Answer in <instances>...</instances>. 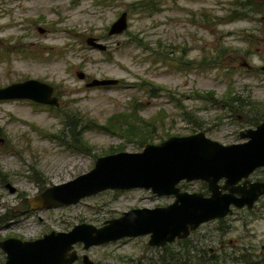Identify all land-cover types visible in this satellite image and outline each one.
<instances>
[{
    "label": "rangeland",
    "instance_id": "1",
    "mask_svg": "<svg viewBox=\"0 0 264 264\" xmlns=\"http://www.w3.org/2000/svg\"><path fill=\"white\" fill-rule=\"evenodd\" d=\"M250 1L0 0V86L40 78L58 99L57 106L0 101V240H32L79 223L99 227L131 208L172 202L142 188L106 189L75 204L29 209L28 197L87 172L98 156L140 151L142 132L158 143L203 130L229 144L254 127V117L264 120V0ZM139 2H151L149 9ZM123 11L126 30L108 35ZM88 37L106 49L91 47ZM92 78L118 83L85 87ZM113 117L118 131H104ZM182 186L201 189L198 181ZM148 238L88 249L76 242L72 264H83L81 255L93 264H264V197L164 246Z\"/></svg>",
    "mask_w": 264,
    "mask_h": 264
},
{
    "label": "water",
    "instance_id": "2",
    "mask_svg": "<svg viewBox=\"0 0 264 264\" xmlns=\"http://www.w3.org/2000/svg\"><path fill=\"white\" fill-rule=\"evenodd\" d=\"M126 28L127 13L123 11L110 24L107 34L118 35ZM38 30L43 32L41 27ZM86 43L98 50L106 49V45L93 37H88ZM241 65L249 68L247 62ZM260 68L264 71V65ZM76 76L83 80L85 74L78 71ZM116 83L115 78H92L84 86ZM52 93V85L35 78L0 86V100L29 99L57 106L58 100ZM238 136L240 142L223 144L200 130L172 135L158 143H145L140 151L98 156L87 172L28 197L29 209L75 204L106 189L142 188L157 196H173V201L164 206L131 208L105 220L99 227L79 223L68 231L52 230L32 240L1 239L0 249L5 253L3 264H72L78 258L72 249L76 242L88 249L125 237L148 235L149 245L164 246L186 238L205 222L231 214L233 208L251 209L264 195V181L248 179L256 168L264 166V120L255 127L241 129ZM192 181L205 182L209 194L180 190L181 182ZM8 186L10 191L15 190ZM81 260L84 264H93L86 255Z\"/></svg>",
    "mask_w": 264,
    "mask_h": 264
},
{
    "label": "trees",
    "instance_id": "3",
    "mask_svg": "<svg viewBox=\"0 0 264 264\" xmlns=\"http://www.w3.org/2000/svg\"><path fill=\"white\" fill-rule=\"evenodd\" d=\"M245 1V0H244ZM246 2H248V4H250V0H246ZM245 2H242L241 4H244ZM150 4L151 2H139L138 5L143 9V10H148L149 7H150ZM248 6H252V5H242L241 7L243 9H245L246 7ZM258 10V9H255V11ZM243 11V10H242ZM233 13H238L239 17H246L244 15L243 12L239 13V12H233ZM211 97V95L209 96ZM209 97H205V98H209ZM235 100L237 101V99L235 98ZM229 104H231L229 102ZM254 120L251 122V124H253L254 126H256L257 124H259L261 121H259L257 118H253ZM263 121V119H262ZM102 128V126H101ZM118 119L116 117H113L112 120L110 122H108V124L103 128L104 131H108L109 133H116V131H118ZM122 133H120V135L122 137H125L126 138V134L125 132L127 131V128L124 129V127L122 126ZM137 143L140 144V146H143L145 143H153L152 142V137L149 136L148 134H145V133H141L140 136L137 137ZM117 151H122L121 148L120 149H117V150H114L113 152H117ZM200 186H201V189L200 190H206V183L205 182H202V181H198ZM182 183H180L179 187L182 189Z\"/></svg>",
    "mask_w": 264,
    "mask_h": 264
},
{
    "label": "flooded vegetation",
    "instance_id": "4",
    "mask_svg": "<svg viewBox=\"0 0 264 264\" xmlns=\"http://www.w3.org/2000/svg\"><path fill=\"white\" fill-rule=\"evenodd\" d=\"M43 31H44V29H43ZM250 67V66H249ZM28 78H34V77H28ZM28 78H24V79H22V80H18V81H15V82H19V81H23V80H25V79H28ZM84 78H86V76L84 77ZM35 79H37V80H39V81H42V82H45V81H43L42 79H40V78H35ZM12 83V82H11ZM45 83H47V82H45ZM51 85V84H50ZM1 86H3V85H1ZM5 86V85H4ZM53 86V85H52ZM52 95L53 96H55L56 97V95H55V89H54V86H53V93H52ZM57 98V97H56ZM9 100V99H8ZM22 100H26V101H28L29 103H33V104H38V105H42V106H45V105H47V104H43V103H37V102H34V101H32V100H29V99H22ZM58 100V99H57ZM0 101H3V100H0ZM49 106V105H48ZM255 127V126H254ZM248 179L250 180V181H264V166L263 167H258V168H256L250 175H249V177H248ZM222 182V181H221ZM239 183H241V181L239 182ZM179 186V185H178ZM180 188V187H179ZM180 190H182L181 188H180ZM182 191H186V190H182ZM189 192V191H188ZM195 192H202L204 195H208L209 193H208V191H207V187H206V190L205 191H203V190H200V191H195ZM151 193V192H150ZM152 194V193H151ZM155 196H157V195H155ZM262 197H264V195H261L256 201H255V203L258 201V200H260ZM174 198V197H173ZM254 203V204H255ZM254 204H253V206H254ZM252 206V207H253ZM243 208H245V207H243ZM241 209V208H240ZM246 209V208H245ZM233 211V210H232ZM226 217V216H225ZM224 218V217H223ZM223 218H219V219H223ZM219 219H214V220H219ZM210 221H213V220H210ZM210 221H208V222H210ZM205 223H207V222H205ZM199 227V226H198ZM192 232V231H191ZM77 256H78V254H77ZM83 255H81V257H82ZM79 259V256H78V258H77V260ZM81 259V258H80ZM76 260V261H77ZM76 261H74V262H76ZM82 261V260H81ZM73 262V263H74ZM84 264V263H83Z\"/></svg>",
    "mask_w": 264,
    "mask_h": 264
}]
</instances>
